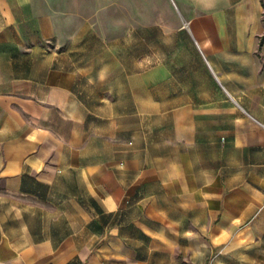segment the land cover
Segmentation results:
<instances>
[{"label": "crops", "instance_id": "obj_1", "mask_svg": "<svg viewBox=\"0 0 264 264\" xmlns=\"http://www.w3.org/2000/svg\"><path fill=\"white\" fill-rule=\"evenodd\" d=\"M178 1L122 83L0 0V264H264V0Z\"/></svg>", "mask_w": 264, "mask_h": 264}, {"label": "rangeland", "instance_id": "obj_2", "mask_svg": "<svg viewBox=\"0 0 264 264\" xmlns=\"http://www.w3.org/2000/svg\"><path fill=\"white\" fill-rule=\"evenodd\" d=\"M46 5L60 16L65 43H82L84 49L87 42L89 66L97 59L105 61L104 68L119 65L122 83L130 71L159 70L163 37L184 35L176 33L184 15L178 0H47Z\"/></svg>", "mask_w": 264, "mask_h": 264}]
</instances>
